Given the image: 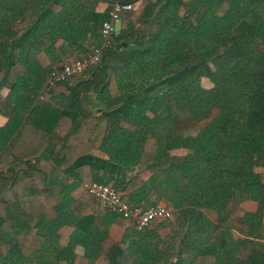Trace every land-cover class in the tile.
<instances>
[{"label": "trees", "instance_id": "1", "mask_svg": "<svg viewBox=\"0 0 264 264\" xmlns=\"http://www.w3.org/2000/svg\"><path fill=\"white\" fill-rule=\"evenodd\" d=\"M116 1L0 0V80L7 77L9 90L0 94L9 120L0 161L12 160L11 175L0 173V264H264V181L256 170L264 160V0H137L103 48ZM100 3L110 9L98 12ZM100 48L90 80L72 90L69 81L48 84L61 50L80 59ZM125 70L144 80L126 84ZM85 90L103 96L109 111L85 112ZM105 122L103 150L113 164L99 168L109 175L100 183L140 210L164 203L173 212L147 230L126 227L121 242L110 229L127 221L87 192L72 196L82 163L62 172L91 152ZM55 123L60 137L49 144ZM42 137L48 144L39 147ZM180 149L188 154H171ZM32 156L40 160H26ZM119 170L130 177L116 178ZM55 188V215L30 213L28 202ZM248 201L257 212L242 207Z\"/></svg>", "mask_w": 264, "mask_h": 264}, {"label": "crops", "instance_id": "2", "mask_svg": "<svg viewBox=\"0 0 264 264\" xmlns=\"http://www.w3.org/2000/svg\"><path fill=\"white\" fill-rule=\"evenodd\" d=\"M125 2H129V3H133L136 8L139 5V2L137 0H124ZM110 4L109 3H100L97 7V11L100 13H104L107 12L108 9H110ZM58 56L60 58V62L59 65L62 66L65 62L69 61V60H74L79 58V56L77 55H73L71 54L68 50L64 49L61 50L58 53ZM46 59V57H44V60ZM48 63V65H50V61L48 59H46ZM44 63V62H43ZM56 68V67H54ZM95 71H88L86 72L84 75L80 76V77H75L73 79H71L69 81V87L72 89L76 88L80 83L83 82H87L88 80H90L92 78V75L94 74ZM121 79L123 81H125V83H130L131 81H133V83L137 82L140 83L144 80L143 77H141L139 74H132V72H129L127 70H125L124 72H122V74L120 75ZM136 77V79H134ZM91 91L89 90H85L83 91V99H85L83 107L86 110L85 112H87L88 110L92 111V113L94 115L97 116H102L103 114H106L109 111V106L106 104L107 102L104 100H101L103 98V96H100L99 99H95L91 94ZM63 89H61V87H57L56 89V93L54 96L57 97L56 101L60 102L62 97H63ZM130 93V92H128ZM127 93V94H128ZM2 96H7L9 94V90L4 88L3 91L0 93ZM59 97V98H58ZM61 97V98H60ZM73 109V107H71V110ZM83 109V110H84ZM9 120L7 117L0 115V132H2L4 129H6L7 124H8ZM69 122V121H67ZM62 123V122H61ZM59 123V125L61 124ZM107 129H108V123L105 122L103 124H101L100 128L98 129V131L94 134V136L92 137V150L89 154L82 156L81 158H78L74 161V164H71V166H64L62 169L63 174H65L66 172H70L72 171L71 169H73L74 167H76L75 165L78 163H82V166L76 171V183H79L81 185L87 184V183H91V182H106L107 180H109V175L105 174L104 172L101 173L99 172L101 169L108 167H112V162L111 164L108 162L109 161V157L107 156V154L104 152L103 150V146H104V141L107 135ZM51 137H54L53 141H49V144H54L58 141V138L60 137L59 131H58V126L56 125H52L51 124ZM44 144H48V137L47 138H39V142L38 145L39 147H41L42 145L44 146ZM182 153L180 154V150H175L173 151L171 154L173 156H186L188 154V151L181 149ZM44 151V150H43ZM179 151V152H178ZM177 152V153H176ZM29 160L33 163H35L36 161H39L40 158L36 157V156H32L30 159H26ZM11 159H7L5 160V164L2 163L0 161V167L6 169L7 171H9V167L6 166V164H11ZM99 168H101L99 170ZM9 169V170H8ZM11 175V171L8 172V176ZM78 175V176H77ZM116 178H122L124 180H127L130 177V173H128V175L120 172H116L115 173ZM78 177V178H77ZM150 176L148 174H145L143 176L144 179H148ZM78 187L72 194L73 198H78L80 197L83 193H78V190L81 188ZM47 191V190H46ZM45 191V193H46ZM55 196V197H54ZM59 202V191L58 188L57 190H53L52 194H50L48 197L45 195L44 198H38V199H34V200H30L28 202V209L30 211V213H32L33 215L37 216V217H42L46 214L50 215V217H53L54 214V207L56 206V204ZM254 202H244L242 204V207L245 208L248 212H252L254 213V211H251L249 209V205L253 204ZM159 204H164V203H159ZM53 211V212H52ZM173 218L170 220L172 221ZM167 221V222H170ZM129 225H124L122 226H118V225H114L111 227L110 229V236L113 237L114 240H116L117 242H121L124 239L125 233H126V227H132L130 223L125 222ZM160 224V223H159ZM158 226V225H157ZM166 230L162 229L161 230V236L164 237ZM167 234V233H166ZM78 253L82 254L84 252V249L82 247H79L77 249Z\"/></svg>", "mask_w": 264, "mask_h": 264}, {"label": "built area", "instance_id": "3", "mask_svg": "<svg viewBox=\"0 0 264 264\" xmlns=\"http://www.w3.org/2000/svg\"><path fill=\"white\" fill-rule=\"evenodd\" d=\"M135 9L136 6L133 3L122 0H117L112 5L108 20L104 22L101 29V38L104 42L103 48H107L113 43L115 23ZM101 59L102 48L94 49L80 59L69 60L60 69H55L50 73L48 84L53 87L66 83L75 77H80L96 68L101 63ZM7 172L6 169L0 167V173L6 174ZM83 189L101 201L108 213L120 216L138 231L153 228L159 223L170 221L173 218V212L165 204H158L155 207L140 210L124 201L122 195L114 188L100 182L84 184Z\"/></svg>", "mask_w": 264, "mask_h": 264}, {"label": "rangeland", "instance_id": "4", "mask_svg": "<svg viewBox=\"0 0 264 264\" xmlns=\"http://www.w3.org/2000/svg\"><path fill=\"white\" fill-rule=\"evenodd\" d=\"M17 28H19V30L20 31H22L23 29H24V24L23 23H19L18 24V26H17ZM40 60H41V63H42V66H44L45 68H49L50 67V65H48V63H45V62H47L46 61V59L44 60V57H43V55L40 57ZM44 62V63H43ZM51 68V67H50ZM202 86L204 87V88H206V89H211L212 87H214V85H213V83L210 81V80H208V79H203L202 80ZM179 152V151H178ZM177 153V152H176ZM180 154L182 153V150L180 149V152H179ZM181 156V155H180ZM179 156V157H180ZM256 170H257V172L261 175V177H262V180L264 181V160H262L261 161V163L259 164V166H258V168H256ZM55 190H57V188H55ZM46 191V190H45ZM58 191H59V189H58ZM52 191L51 190H49V189H47V191H46V193H45V195L48 197L49 195H50V193H51ZM85 191H84V189H83V185H81V188L78 190V193H84ZM55 197V196H54ZM44 198V197H43ZM250 202V201H249ZM249 209L251 210V211H254V213L255 212H257L258 211V209H259V205H258V203H256V202H254L253 204H250L249 205ZM53 212V211H52ZM206 213H207V215H208V217H210L211 219H213V220H216L217 219V215L215 214V213H213V212H211V211H206ZM126 225H129V224H127V223H125ZM164 230H166L164 233H165V235H166V233H168L169 232V229H164ZM245 255L246 254H243V252L241 253V254H239V256L242 258L243 256L245 257Z\"/></svg>", "mask_w": 264, "mask_h": 264}, {"label": "water", "instance_id": "5", "mask_svg": "<svg viewBox=\"0 0 264 264\" xmlns=\"http://www.w3.org/2000/svg\"><path fill=\"white\" fill-rule=\"evenodd\" d=\"M122 25H123V20L122 19L118 20L115 23L114 32H115V35L116 36H118L121 33V31H122ZM6 82H7V77L6 76L3 77V79L0 80V93L5 88Z\"/></svg>", "mask_w": 264, "mask_h": 264}]
</instances>
